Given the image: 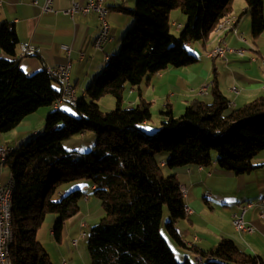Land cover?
Instances as JSON below:
<instances>
[{
	"label": "trees",
	"instance_id": "trees-1",
	"mask_svg": "<svg viewBox=\"0 0 264 264\" xmlns=\"http://www.w3.org/2000/svg\"><path fill=\"white\" fill-rule=\"evenodd\" d=\"M245 3L256 39L264 31V0ZM114 8L133 18L119 50L84 95L58 108L53 107L61 94L58 79L46 67L24 72L15 26L0 25V133L40 107L51 108L42 130L13 146L1 161L12 183L11 264H53L36 232L46 214L54 213L51 230L60 240L64 223L81 210L84 192L74 187L77 181L93 186L103 212L86 236L88 264H192L175 257L160 230L166 211L164 229L181 244L175 223L186 215L184 196L175 174L166 169L215 161L222 170L245 174L254 168L252 158L264 151V95L230 109L214 80L210 103L188 106L177 116L167 106L153 129L145 125L151 120L149 102L140 97L134 106H123L128 87L139 89L148 75L196 62L188 43L208 39L232 13V0H135L133 8ZM174 9L185 16L177 28L170 20ZM106 95L113 97L115 107L103 112L98 101ZM89 131L96 134L92 150H66L65 139ZM196 252L205 260L202 264H263L225 237L214 248Z\"/></svg>",
	"mask_w": 264,
	"mask_h": 264
},
{
	"label": "crops",
	"instance_id": "crops-1",
	"mask_svg": "<svg viewBox=\"0 0 264 264\" xmlns=\"http://www.w3.org/2000/svg\"><path fill=\"white\" fill-rule=\"evenodd\" d=\"M75 1L84 3L86 0ZM44 3L45 0H1L0 25L9 22L15 26L18 48L20 45L36 48L35 54L20 57L19 67L24 72L33 73L44 67L70 62V81L76 96H82L109 56L117 51L123 34L132 24L130 14L114 7L133 8L135 0H102V4L109 10L107 21L111 40L104 43L101 49L93 45L100 31L97 13H75L71 16L67 11L72 0H52V10L48 11L43 10ZM230 15L236 18L234 27L237 34H242V40L233 31H224L213 32L205 41L188 43V49L198 58L196 62L181 67H168L148 75L141 82L139 89L128 87L123 106H134L140 97L149 102L151 116L157 109L159 111V114L154 116L155 121L151 118L145 124L147 128L153 129L159 125L162 120L161 112L166 110L167 106L175 115L199 102L210 103L213 100L210 90L214 80L227 99L230 109L264 95V31L258 38L252 37L250 15L245 0H232ZM178 21L180 26L185 23L184 19L182 22ZM65 44L70 48L69 54L62 48ZM217 45L242 48L243 53L239 55L228 51L227 60L208 57V51ZM204 85H207L206 93L200 94L199 89ZM50 109L39 108L11 131L0 133V146H17L40 132ZM40 120L41 125L35 122ZM81 138L86 139L87 133L81 134ZM64 146L67 148L66 144ZM212 157L215 159L216 155L212 153ZM162 159L164 163L166 156H162ZM252 164L254 168L250 172L238 175L220 169L215 161L208 166L190 164L166 169V172L175 174L180 187L185 189L184 203L185 207L190 209L184 218L175 223L181 244L174 242L165 231L169 245L178 260L187 258L192 264H197L200 256L197 250L208 251L225 237L232 239L243 252L259 257L264 264V218L261 216L264 214V151L253 157ZM1 174L0 178L4 183L8 178L3 177V172ZM74 187L83 189V199L87 203L78 215L63 225L62 240L66 248L71 250L72 258L66 260L63 257L54 264L89 263L83 249L80 254L78 250V258L74 248L79 247L80 233L85 232L89 225L85 219L102 215L101 207L91 203V195L87 192V189L93 191V186L80 182ZM247 202L253 205L246 211L244 219L254 227V231L238 233L231 220L234 214L239 213L240 206ZM165 213L166 211L164 215ZM50 220L51 217L36 232V238L40 242L46 241V229ZM48 234L53 237L51 228ZM74 239L77 240L75 244ZM201 261L205 260L201 258Z\"/></svg>",
	"mask_w": 264,
	"mask_h": 264
},
{
	"label": "built area",
	"instance_id": "built-area-1",
	"mask_svg": "<svg viewBox=\"0 0 264 264\" xmlns=\"http://www.w3.org/2000/svg\"><path fill=\"white\" fill-rule=\"evenodd\" d=\"M52 0H45V3L43 5V10L48 11L52 10L51 7ZM1 4V0H0ZM69 14L73 16L75 13H83L87 14L90 12H95L98 15L99 21H100V31L98 34V40L95 41V47L101 49L102 45L106 43L107 41L111 40L110 36V27L109 23L107 21V15H108V8L105 7L102 4V0H86L84 3H79L75 0H72L71 7L68 9ZM236 23V19L233 21V23H229L228 25L221 26L219 28H226V31H233L236 32V29L234 27ZM176 28L179 27V25H176ZM62 48L66 51L67 54L70 52V48L68 45H62ZM230 50L229 47L226 45H217L215 46V50L212 53H207L208 57L210 58H216L219 57L222 60H227L226 58V52ZM37 52L36 48L31 45H20L18 50V56L23 57L28 54H35ZM240 55V53L236 52ZM70 69L71 64L70 62H67L63 65H57L53 67H46V70L53 76H55L61 85V94L60 97H58L54 103L53 106H60L65 101L70 104V98L72 96V88L73 85L70 81ZM232 89H235V87H232ZM207 90V85L201 86L199 89L200 94H205ZM11 145L7 146H0V158L5 157L7 154L11 152ZM183 189V188H182ZM8 190L7 183H3L0 181V264H4V240H5V223L3 220V208L5 207V201H6V193ZM185 195V189H183V196ZM253 204H243L240 206V211L237 214H234L231 220V223L234 228H240L244 232L252 233L254 231V227L251 224L246 223L244 216L248 208L252 207ZM187 213L190 212L189 208H185ZM261 216L264 218V214H261ZM87 233L82 231L80 233L81 238H86ZM77 242L76 239L73 240V244ZM201 261V258L197 260V264H199Z\"/></svg>",
	"mask_w": 264,
	"mask_h": 264
},
{
	"label": "rangeland",
	"instance_id": "rangeland-1",
	"mask_svg": "<svg viewBox=\"0 0 264 264\" xmlns=\"http://www.w3.org/2000/svg\"><path fill=\"white\" fill-rule=\"evenodd\" d=\"M182 19L185 20V16L181 13L180 9H174V10L171 11V13H170L171 23L174 22V21H175V23H179L178 20H180L182 22ZM171 32L173 34H177V32L175 31V28L173 26H171ZM237 37L240 40L243 39V36H242L241 33H239ZM237 49H242V48H237ZM118 50H119V47L117 48V51ZM110 101H112V102H110ZM98 104H99L100 110L103 111V112H108V111L112 110L115 107L114 99L110 95H106L103 98H101L98 101ZM46 108H50V107H45V106L40 107V109H46ZM158 114H159V111L157 109L156 113L151 116L152 121H155V117ZM179 114H181V113H175V116H177ZM35 122L40 124L41 120L40 121H35ZM41 124H42V122H41ZM95 140H96V134L93 131H89V132H87V138L86 139L83 140L81 138V134H78V135L71 136L68 139H65L63 141V144L67 145L68 149H66V150L69 151V152L75 150L76 152H79V153H85V152H88V151L92 150L93 145L95 143ZM163 154H166V153H163ZM251 162H252V160H251ZM2 172H3V177L7 176V178L9 179V176H10L9 175V169L7 167H5V166H2L1 165V160H0V176H2V174H1ZM0 181L2 182L1 178H0ZM77 182H82V181H77ZM66 184L68 185L70 183H66ZM87 192H88V194L91 195V196H89L90 199H91L90 200L91 203H95L96 206H100L99 201L93 196L92 191L87 189ZM85 203H87V201L82 199L81 202H80V209H81L80 211L83 210V206H84ZM102 214H103V212H102ZM101 216L98 215L96 217L88 218V219H85V221L89 222L88 226H90L91 224H94L95 222H97L100 219ZM50 217H51L50 224L48 225V227L46 229V235H47L46 241L42 240L41 243H42L44 249L46 250L51 262L54 264L56 262V260L60 261L63 257L66 258V260H69L70 258H72V253L70 252L71 250H68L66 248V245H65V243L62 240V236H61V241L59 240L60 241L59 242V241L55 240V238L52 237L50 234H48V230H49V228H51V225H53V222H54L53 220L56 219V215L54 213H47L46 216H45L44 222H43L44 225H45L47 219L50 218ZM168 218H169V216H168V214L166 212L165 215H163V218L161 220L160 230H161V233L164 235V237L166 238V240L169 243L170 241L167 238V235L165 234V230H164V225L167 222ZM88 226L85 228V232L86 233H88V231H89V227ZM78 240H79V245H78L79 247L78 248H74L76 257H78V254H77L78 250H79V254H80V252L82 253L81 249H83V252L85 253V258L87 257L89 259L88 251H87V245H86V238L85 239L84 238H78ZM67 242H69V241L67 240Z\"/></svg>",
	"mask_w": 264,
	"mask_h": 264
},
{
	"label": "bare ground",
	"instance_id": "bare-ground-1",
	"mask_svg": "<svg viewBox=\"0 0 264 264\" xmlns=\"http://www.w3.org/2000/svg\"><path fill=\"white\" fill-rule=\"evenodd\" d=\"M236 18L234 16L228 15L226 17H224L223 19L220 20V22L216 25L214 32H224L226 31V28H219L221 26H225L228 25L229 23H233V21ZM235 34H237V32H234ZM238 36V34H237ZM241 38V37H240ZM98 40V36L95 38L94 40V47H95V41ZM215 50V47H213L212 49H210L208 51V53H212ZM231 52H238L240 53V55L243 53V49H234V48H230ZM77 100V96L75 94V90L74 88H72V96L70 98V104H74ZM54 108H58L59 106H53ZM13 150V147H11V151ZM4 157H1L0 160L2 161ZM5 183H7L8 186V190L6 193V201H5V207L3 208V220L5 223V240H4V264H11L10 258H9V247L10 244L12 243V239H13V230H12V221H11V207H12V183L11 180L8 179ZM181 192L183 195V189L181 188ZM262 202H264V199L262 200ZM245 204H252L251 202H247ZM185 213L187 214V211L185 210ZM236 230V232L238 233H248V232H244L242 231L240 228H234ZM199 264H202V262H200Z\"/></svg>",
	"mask_w": 264,
	"mask_h": 264
}]
</instances>
